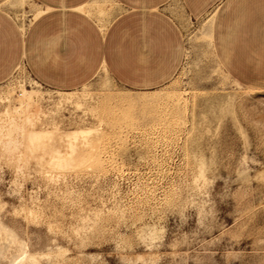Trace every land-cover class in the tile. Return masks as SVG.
I'll return each mask as SVG.
<instances>
[{
  "label": "rangeland",
  "instance_id": "obj_1",
  "mask_svg": "<svg viewBox=\"0 0 264 264\" xmlns=\"http://www.w3.org/2000/svg\"><path fill=\"white\" fill-rule=\"evenodd\" d=\"M208 17L153 89L102 69L60 103L24 65L0 84V264H264V86L224 69ZM6 108L51 135L8 136Z\"/></svg>",
  "mask_w": 264,
  "mask_h": 264
},
{
  "label": "crops",
  "instance_id": "obj_2",
  "mask_svg": "<svg viewBox=\"0 0 264 264\" xmlns=\"http://www.w3.org/2000/svg\"><path fill=\"white\" fill-rule=\"evenodd\" d=\"M208 15L224 69L264 86V0H0V84L24 65L54 90L103 68L127 87L153 89L179 69L187 23Z\"/></svg>",
  "mask_w": 264,
  "mask_h": 264
},
{
  "label": "bare ground",
  "instance_id": "obj_3",
  "mask_svg": "<svg viewBox=\"0 0 264 264\" xmlns=\"http://www.w3.org/2000/svg\"><path fill=\"white\" fill-rule=\"evenodd\" d=\"M40 12H38L36 14V16ZM211 21H212L211 16H209L208 19L205 20V22H206L205 27H206V29H208V31L210 30V27H211ZM208 36H210V32H208ZM103 69H105V68H103ZM34 81L37 82V84L41 85L37 80H34ZM55 91L60 93V96L58 98V101L60 103H62L64 101H72L74 98H76V90H64V91L55 90ZM20 97H23L24 101H22L20 105L19 104L14 105L13 111L16 112L17 114H22V113L24 114L25 110L28 107L30 108V106H32V104L36 101L34 90L31 88H28V87H23V91L20 93ZM77 104H78V106L82 105V103L79 100H77ZM5 114L10 117L9 126L7 128V135L8 136H11L12 133L16 129H20L25 138H27L30 142L35 143V142H39V141L43 140L44 138H47L48 136L51 135V130H30V131L26 132L25 128L21 124H18V122L16 121V119L14 117H11V115H10L11 113H10L9 108H6ZM27 115H25V117ZM94 131H95V129L91 128V127H79V128L72 129V130L65 132L63 134V138L67 141L69 147L73 150L75 148V145H76L75 143L79 139H84V140L88 139V137L90 135H92ZM60 159L61 158L59 157V160Z\"/></svg>",
  "mask_w": 264,
  "mask_h": 264
},
{
  "label": "built area",
  "instance_id": "obj_4",
  "mask_svg": "<svg viewBox=\"0 0 264 264\" xmlns=\"http://www.w3.org/2000/svg\"><path fill=\"white\" fill-rule=\"evenodd\" d=\"M19 96H20V94H19Z\"/></svg>",
  "mask_w": 264,
  "mask_h": 264
}]
</instances>
